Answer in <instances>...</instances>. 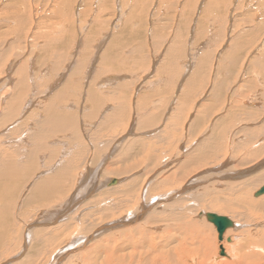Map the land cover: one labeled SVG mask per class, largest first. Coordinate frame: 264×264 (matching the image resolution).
<instances>
[{"label": "rangeland", "instance_id": "374dc122", "mask_svg": "<svg viewBox=\"0 0 264 264\" xmlns=\"http://www.w3.org/2000/svg\"><path fill=\"white\" fill-rule=\"evenodd\" d=\"M263 186L264 0H0V264H264Z\"/></svg>", "mask_w": 264, "mask_h": 264}, {"label": "bare ground", "instance_id": "6f19581e", "mask_svg": "<svg viewBox=\"0 0 264 264\" xmlns=\"http://www.w3.org/2000/svg\"><path fill=\"white\" fill-rule=\"evenodd\" d=\"M104 40H105V42H106V39H104ZM92 67H93V66H92ZM95 70H96V69H95ZM91 71H92V70H91ZM93 71H94V70H93ZM93 76H94V75H93ZM90 77H91V76H90ZM93 78H94V77H93ZM108 79H109V78H108ZM75 82H77V81L75 80ZM107 82H108V80H107ZM109 83H110V82H109ZM91 84H92V83H91ZM89 85H90V84H88L87 86H89ZM94 85H95V83H94L92 86L94 87ZM102 86H103V85H101V87H102ZM89 87H90V86H89ZM95 87H96V85H95ZM125 87H126V86H125ZM90 88H92V87H90ZM92 89L94 90L95 88H92ZM92 89H91V91H92ZM97 90H98V89H96V91H97ZM88 91H90V90H88ZM94 92H95V90H94ZM92 93H93V92H92ZM90 94H91V93H89V96H90V97H91V96H94V95H93L94 93L91 94V95H90ZM90 97H89V98H90ZM208 97H209V96H208ZM90 99H91V98H90ZM178 99H179V98H178ZM91 100H92V101H91L92 103H93V101H95V100H93V99H91ZM98 100H99V99H98ZM175 100H176V99H175ZM171 101H173V99H172ZM176 101H177V100H176ZM178 101H180V100H178ZM28 102H29V101H28ZM100 103H101V102H100ZM102 103H103V102H102ZM174 103H175V102H174ZM176 103H178V102H176ZM176 103H175V104H176ZM66 104H67V103H66ZM97 104H98V101H97ZM168 104L170 105V103H168ZM175 104L171 103V106H172V105H175ZM25 105H26V104H25ZM29 105H30V104H29ZM176 105L178 106L179 104H176ZM176 105H175V106H176ZM191 105H193V103H192ZM253 105H255V104H253ZM26 106H27V105H26ZM61 106H62V105H61ZM61 106H60V107H61ZM65 106H66V105H65ZM69 106H70V104H69ZM69 106H68V107H69ZM108 106H109V105H108ZM175 106H173V107H175ZM195 106H196V105H195ZM27 107H29V106H27ZM97 107H98V106H97ZM97 107H96V108H97ZM116 107H117V106H116ZM30 108H31V107H30ZM106 108H107V107H106ZM137 108H138V107H137ZM169 108H170V107H169ZM97 109H98V108H97ZM113 110H114V109H113ZM135 110H136V109H135ZM174 110H177V109H174ZM28 111H29V110H28ZM109 111H110V110H109ZM27 113H28V112H27ZM110 113H111V112H110ZM112 113H113V112H112ZM190 113H192V112H190ZM58 114H60V113H58ZM54 115H55V114H54ZM54 115H53V116H54ZM107 115H108V114H107ZM21 116H22V115H21ZM53 116H52V117H53ZM99 116H100V115H99ZM104 116H105V114H104ZM188 116H191V115L189 114ZM195 117H196V116H195ZM58 118H59V117H58ZM64 118H65V117H64ZM53 119H54V118H52L51 120H53ZM66 119H67V118H66ZM68 119H69V118H68ZM104 119H105V118H104ZM186 120H188V119H186ZM55 121H56V120H55ZM44 124H45V123H44ZM44 124H42V126H44ZM68 124H69V123H68ZM71 124H72V123H71ZM45 125H46V124H45ZM183 125H184V124H183ZM187 126H188V125H187ZM55 127H57V126H54V128H55ZM65 127H66V126H65ZM31 128H32V127H31ZM69 128H70V127H69ZM69 128H63V129H69ZM210 128H211V126H210ZM32 129H33V128H32ZM38 129H40V128H38ZM55 129H56V128H55ZM61 129H62V128H61ZM224 129H225V128H224ZM56 130H57V129H56ZM52 131H55V130L53 129ZM209 131L211 132V130H209ZM209 131H208V132H209ZM252 131L254 132V130H252ZM32 132H33V131H32ZM188 133H189V132H188ZM222 134H223V133H222ZM47 135H49V133H47ZM218 135H219V134H217V136H218ZM36 136H37V135H36ZM40 136H41V135H40ZM45 136H46V134H45ZM176 137H177V136H176ZM220 137H221V136H220ZM41 138H42V137H41ZM43 138H44V137H43ZM43 138H42V139H43ZM211 138H212V137H211ZM218 138H219V137H218ZM221 138H222V137H221ZM37 139H38V137H37ZM33 140H34V138H33ZM213 140H215V139H213ZM14 141H16V140H14ZM216 141H217V140H216ZM218 141H220V140H218ZM181 147H182V146H181ZM207 148H208V146H207ZM178 149H180V148H178ZM210 149H214V148L210 147ZM182 150H183V149H182ZM208 150H209V149H208ZM214 150H215V149H214ZM112 151H113V150H112ZM179 151L181 152V150H179ZM233 151H234V150H233ZM50 152H53V151H50ZM190 152H191V151H190ZM211 152H213V151L211 150ZM203 153H204V152H203ZM32 154H33V153H31V155H32ZM179 154L182 155V152L179 153ZM179 154H178V155H179ZM205 154H206V152H205ZM33 155H34V154H33ZM50 155H51V154H49V156H50ZM109 155H111V153H110ZM181 155H180V156H181ZM190 157H191V156H190ZM198 157H199L198 159H200V156H198ZM175 158H177L176 155H175ZM179 158H180V157H179ZM191 158H192V161H193L194 157H191ZM204 158H205V157H204ZM176 160H177V159H176ZM188 160H189V159H188ZM195 160H196V159H195ZM198 161H199V160H198ZM200 161H201V160H200ZM178 162H179V161H178ZM178 162H177V163H178ZM184 162H185V161H184ZM194 162H195V161H194ZM181 163H182V162H181ZM195 163H197V160H196ZM195 163H194V164H195ZM262 163H263V162H262ZM184 165H185V164H184ZM188 166H190V163L188 164ZM181 167H182V165H181ZM181 167H180V168H181ZM216 168H217V167H216ZM182 169H183V168H182ZM184 169H185V168H184ZM184 169H183V170H184ZM186 169H187V167H186ZM189 170H190V169H189ZM90 172H91V171H90ZM180 172H181V171H180ZM180 172H179V173H180ZM182 172H184V171H182ZM180 174H181V173H180ZM88 176H89V175H87V177H86V176H85V177L88 178ZM167 177H168V176H167ZM169 177H170V175H169ZM193 177H194V176H193ZM234 178H235V177H234ZM56 180H57V179L53 178L52 183H50L49 180H46V182H48L49 184L46 185V187H43V188H46V189H48L49 191H48V190H45V191H42V190H41L42 192H44V197L47 196V195L49 194L50 191L55 190V189L58 187V186H57L58 183H55V184L53 183V182L56 181ZM118 180H119V179H118ZM108 181L110 182L111 180H108ZM108 181H107V183H109ZM44 182H45V181H44ZM118 183H120V180L118 181ZM88 184H89V183H88ZM88 184H87V185H88ZM88 186H89V185H88ZM109 186H110V185H109ZM36 187H38V185H36ZM89 187H90V186H89ZM51 188H52V189H51ZM50 189H51V190H50ZM229 200H230V199H229ZM234 202H235V201H234ZM14 206H15V204H14ZM228 206H229V205H228ZM15 207H16V206H15ZM17 207H18V206H17ZM6 208H7V206H6ZM227 208H228V207H227ZM227 208H226V209H227ZM203 211H204V210H203ZM205 212H206V211L203 212V215H202L201 217H204V216H205V214H206ZM213 213H215V212H213ZM224 215H225V214H224ZM15 216H17V215H15ZM152 219H154V216H153ZM231 219H232V218H231ZM147 220H148V219H147ZM233 220H234V219H233ZM132 221H133V220H132ZM151 221H152V220H151ZM22 222H24V221L22 220ZM148 222H149V221H148ZM123 223H124V221H123ZM123 223H122V224H123ZM120 224H121V223H120ZM124 225H125V224H124ZM240 225H241V224H240ZM111 226H112V225H111ZM119 226H121V225H119ZM112 227H113V226H112ZM239 227H240L239 224H237V222H234V226H233V228H230V229H228V230L225 232L223 242L221 243V246H220V248H221L220 254H221V252H222V248H223V251H224V254H221L222 256H223V255H226V257H228V256L233 257V255L230 254V252H229V250H228V246H227L228 243L226 244V242H227L226 240H228V239L230 238L232 241H234V237L229 236V234L231 233V231H233L232 229H234V228H239ZM115 228H116V226H115ZM109 229H110V228H109ZM229 230H230V232H228ZM138 234H139V233H138ZM140 234H142V233H140ZM145 237H146V236H145ZM235 238H236V237H235ZM143 239H144V238H143ZM148 239H149V238H148ZM236 239H237V238H236ZM146 240H147V239H146ZM142 242H143V241H142ZM146 242H147V241H146ZM238 243H241V242H238ZM245 243H246V242H245ZM232 244H234V243H232ZM247 245H248V244H247ZM236 246H237V245H236ZM248 247H250V246L248 245ZM230 249H231V248H230ZM235 249H236V248H235ZM155 251H156V250H155ZM232 251H233V249H232ZM239 251H241V250L239 249ZM232 253H233V252H232ZM249 254H250V253H249ZM235 257H236V256H235ZM241 257H242V256H241ZM241 257H240V258H241ZM243 258H244V257H243ZM256 258H257V257H256ZM221 259H222V258H221ZM218 260H219V259H218ZM228 260H229V258H228ZM236 260H237V259H236ZM231 262H233V260H232ZM229 263H230V262H228V264H229Z\"/></svg>", "mask_w": 264, "mask_h": 264}, {"label": "water", "instance_id": "95a60500", "mask_svg": "<svg viewBox=\"0 0 264 264\" xmlns=\"http://www.w3.org/2000/svg\"><path fill=\"white\" fill-rule=\"evenodd\" d=\"M118 179H112L108 185L112 186V185H115L118 183ZM264 194V186L255 193L256 196H260ZM206 218L212 222L216 228H217V231L219 233V239L220 240H223L224 239V235H225V232L228 228L230 227H233L234 226V221H232L229 217L227 216H223V215H219V214H216V213H206L205 214ZM229 241L231 240L230 238L228 239ZM221 254H224V251H223V248H222V252Z\"/></svg>", "mask_w": 264, "mask_h": 264}]
</instances>
